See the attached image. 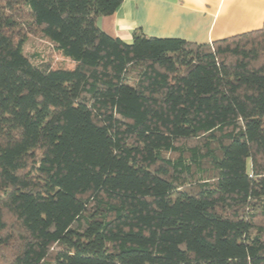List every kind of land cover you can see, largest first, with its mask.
<instances>
[{
	"label": "trees",
	"instance_id": "16d2710c",
	"mask_svg": "<svg viewBox=\"0 0 264 264\" xmlns=\"http://www.w3.org/2000/svg\"><path fill=\"white\" fill-rule=\"evenodd\" d=\"M122 2L0 0V264H264V25L128 42Z\"/></svg>",
	"mask_w": 264,
	"mask_h": 264
},
{
	"label": "crops",
	"instance_id": "0c3cea01",
	"mask_svg": "<svg viewBox=\"0 0 264 264\" xmlns=\"http://www.w3.org/2000/svg\"><path fill=\"white\" fill-rule=\"evenodd\" d=\"M98 24L128 42L142 28L151 36L207 43L263 27L264 0H123Z\"/></svg>",
	"mask_w": 264,
	"mask_h": 264
},
{
	"label": "rangeland",
	"instance_id": "374dc122",
	"mask_svg": "<svg viewBox=\"0 0 264 264\" xmlns=\"http://www.w3.org/2000/svg\"><path fill=\"white\" fill-rule=\"evenodd\" d=\"M24 51L27 54H32L33 52H39L42 56L47 57L50 52H52L51 44L41 36H31L27 40ZM57 63L60 64L63 61L61 56H56ZM71 65V64H69Z\"/></svg>",
	"mask_w": 264,
	"mask_h": 264
}]
</instances>
